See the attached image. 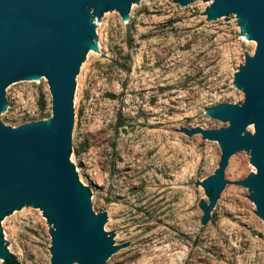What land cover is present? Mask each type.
<instances>
[{"label":"rangeland","instance_id":"374dc122","mask_svg":"<svg viewBox=\"0 0 264 264\" xmlns=\"http://www.w3.org/2000/svg\"><path fill=\"white\" fill-rule=\"evenodd\" d=\"M210 4L144 0L130 22L117 12L92 15L99 50L75 90L72 164L94 213L106 212L114 244H127L110 264H264V221L252 191L234 184L256 172L251 154L233 159V187L201 224L208 195L194 182L214 172L221 149L178 131L227 126L207 109L243 100L233 76L256 42L237 18L214 25ZM51 227L43 212L27 209L4 222L13 262L50 264Z\"/></svg>","mask_w":264,"mask_h":264},{"label":"water","instance_id":"95a60500","mask_svg":"<svg viewBox=\"0 0 264 264\" xmlns=\"http://www.w3.org/2000/svg\"><path fill=\"white\" fill-rule=\"evenodd\" d=\"M142 1L0 0V263L13 262L4 222L25 209L43 212L52 224L50 264H110L127 246L114 244L106 212L94 213L74 170L75 90L88 56L99 50L92 15L102 21L117 12L130 22L133 5ZM173 1L195 9L196 0ZM205 13L214 25L237 18L256 45L233 76L243 100L207 109L228 125L178 129L214 140L221 149L214 172L194 182L208 195L200 202V222L210 220L233 187V159L249 154L256 172L234 184L252 191L249 199L264 221V0H211Z\"/></svg>","mask_w":264,"mask_h":264},{"label":"trees","instance_id":"16d2710c","mask_svg":"<svg viewBox=\"0 0 264 264\" xmlns=\"http://www.w3.org/2000/svg\"><path fill=\"white\" fill-rule=\"evenodd\" d=\"M5 264H16V263H14L12 261L5 260Z\"/></svg>","mask_w":264,"mask_h":264}]
</instances>
